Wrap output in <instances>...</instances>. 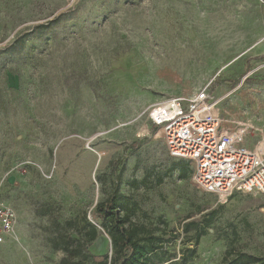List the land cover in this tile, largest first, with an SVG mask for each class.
<instances>
[{
  "label": "rangeland",
  "instance_id": "rangeland-1",
  "mask_svg": "<svg viewBox=\"0 0 264 264\" xmlns=\"http://www.w3.org/2000/svg\"><path fill=\"white\" fill-rule=\"evenodd\" d=\"M263 53L259 0H0V200L18 217L0 264H59L53 221L89 220L117 180L179 233L171 262L182 250L195 255L181 264L264 257V195L198 189L148 120L152 105L209 86L224 132L243 126L253 147L264 137ZM109 251L106 236L90 249Z\"/></svg>",
  "mask_w": 264,
  "mask_h": 264
},
{
  "label": "built area",
  "instance_id": "built-area-1",
  "mask_svg": "<svg viewBox=\"0 0 264 264\" xmlns=\"http://www.w3.org/2000/svg\"><path fill=\"white\" fill-rule=\"evenodd\" d=\"M259 69H264V64ZM209 86L193 98H168L148 110L150 123L162 130L168 155L190 163L198 189L228 200L234 194L264 195V137L243 146L247 129L224 132ZM89 221L97 226L91 214ZM17 213L0 200V245L15 232Z\"/></svg>",
  "mask_w": 264,
  "mask_h": 264
},
{
  "label": "trees",
  "instance_id": "trees-1",
  "mask_svg": "<svg viewBox=\"0 0 264 264\" xmlns=\"http://www.w3.org/2000/svg\"><path fill=\"white\" fill-rule=\"evenodd\" d=\"M138 147V142L131 145L133 150ZM180 161L190 164L184 160ZM117 165L118 163L116 167ZM180 172L181 178L185 179L183 168H180ZM138 184L134 182L133 187H138ZM214 213L215 211L211 212L209 216ZM90 214L97 226L87 219L86 212L64 222L53 221L48 243L53 251L62 253L59 264H165L178 258L170 249L176 245L179 233L170 229L166 219L152 218L130 196L123 194L119 180L105 199L95 203ZM191 225L184 224L183 231L188 233ZM210 225L211 221L199 230L196 229L199 233L196 234L195 245L206 235ZM102 236L109 240L110 251L96 258L90 249ZM187 251L192 254L190 257L195 255V250H182L179 260L171 264L186 262ZM223 263L264 264V257L227 251Z\"/></svg>",
  "mask_w": 264,
  "mask_h": 264
},
{
  "label": "crops",
  "instance_id": "crops-1",
  "mask_svg": "<svg viewBox=\"0 0 264 264\" xmlns=\"http://www.w3.org/2000/svg\"><path fill=\"white\" fill-rule=\"evenodd\" d=\"M259 1H260V3H261V6H262V8H263V11H264V0H259ZM259 59H261V60L264 59V53L262 54V56L259 57ZM263 64H264V60H263ZM263 64H262V65H263ZM262 65H261V66H262ZM261 74H262V76L264 77V69H262ZM16 228H17V227H16Z\"/></svg>",
  "mask_w": 264,
  "mask_h": 264
},
{
  "label": "bare ground",
  "instance_id": "bare-ground-1",
  "mask_svg": "<svg viewBox=\"0 0 264 264\" xmlns=\"http://www.w3.org/2000/svg\"><path fill=\"white\" fill-rule=\"evenodd\" d=\"M160 134H162V130H159ZM101 158V157H100Z\"/></svg>",
  "mask_w": 264,
  "mask_h": 264
}]
</instances>
